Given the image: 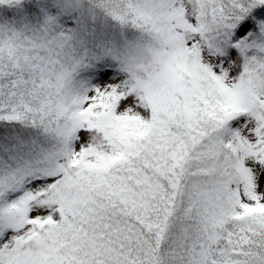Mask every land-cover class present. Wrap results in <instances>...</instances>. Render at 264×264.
Here are the masks:
<instances>
[{"label":"snow or ice","instance_id":"snow-or-ice-1","mask_svg":"<svg viewBox=\"0 0 264 264\" xmlns=\"http://www.w3.org/2000/svg\"><path fill=\"white\" fill-rule=\"evenodd\" d=\"M0 264H264V0H0Z\"/></svg>","mask_w":264,"mask_h":264}]
</instances>
